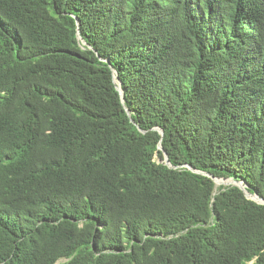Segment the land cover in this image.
<instances>
[{"label":"trees","instance_id":"1","mask_svg":"<svg viewBox=\"0 0 264 264\" xmlns=\"http://www.w3.org/2000/svg\"><path fill=\"white\" fill-rule=\"evenodd\" d=\"M187 165L264 199V0H0V264H264Z\"/></svg>","mask_w":264,"mask_h":264},{"label":"water","instance_id":"2","mask_svg":"<svg viewBox=\"0 0 264 264\" xmlns=\"http://www.w3.org/2000/svg\"><path fill=\"white\" fill-rule=\"evenodd\" d=\"M79 39L82 40V38H81L80 35H79ZM82 42H83V44H86L83 40H82ZM114 80H115V83L118 84V85H117V90L120 92V95H121V97H122V102L125 103L124 92H123V90H122V88H121V83L119 82L117 75H114ZM127 113L130 114V112H129L128 109H127ZM156 129L159 131V133H160L161 135H164V131H163L162 129H160V128H156ZM142 132H144V131H142ZM159 149H160L161 151L164 152V155H165L164 163H165L166 165H168L170 168H174V167L172 166L171 162H170V159H169L168 154L165 152V150H164V148H163L162 145H159ZM187 166H188V168H189L191 171H193V172H195V173H199V174L204 175V176H208V177H210L211 179H213L214 182H215V184H216V186H217V185H221V184H226V185L228 184V186H232V185H233V186H238L240 189H242V190L244 191V193H245V195H246V197H247L248 199H251V200H253V201H255V202L259 203V204H264V199H263V198H260V197H259L258 195H256V194H251V193H249V192L246 190L247 187H246L245 183H243V182L236 181V180H234V179H221V178H216V177H214L213 175H211V174H209V173L201 172V171L195 170V169H193L190 165H187ZM225 181H226V182H225Z\"/></svg>","mask_w":264,"mask_h":264},{"label":"rangeland","instance_id":"3","mask_svg":"<svg viewBox=\"0 0 264 264\" xmlns=\"http://www.w3.org/2000/svg\"><path fill=\"white\" fill-rule=\"evenodd\" d=\"M226 182V181H225ZM228 186V184L226 185V184H221V185H217V188H219L220 186ZM65 260H63L62 262H64Z\"/></svg>","mask_w":264,"mask_h":264}]
</instances>
